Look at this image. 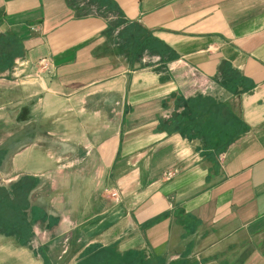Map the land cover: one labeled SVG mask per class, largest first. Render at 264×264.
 <instances>
[{"label":"crops","instance_id":"1","mask_svg":"<svg viewBox=\"0 0 264 264\" xmlns=\"http://www.w3.org/2000/svg\"><path fill=\"white\" fill-rule=\"evenodd\" d=\"M101 1L0 0L18 55L0 98H38L53 128V152L12 157L40 180L32 207H63L53 237L75 264L90 248L264 264V0ZM127 24L145 31L139 54L120 51Z\"/></svg>","mask_w":264,"mask_h":264},{"label":"rangeland","instance_id":"2","mask_svg":"<svg viewBox=\"0 0 264 264\" xmlns=\"http://www.w3.org/2000/svg\"><path fill=\"white\" fill-rule=\"evenodd\" d=\"M16 94L10 96V98H0V217L9 216L12 203L18 204L20 207L25 206V197H27V203L30 205L28 211V218L30 220V234L31 238L27 242V246L21 247L17 240L11 239V236H0V263L1 264H43L48 262L50 264H75L76 254L63 253L64 246L68 243L63 239L55 238L54 235L58 233V211H62L63 207H59L58 203H55L54 199L52 203L54 210L56 211L53 216L49 217L42 210L36 212V207H32L31 203H37L36 188L40 185L39 179L31 181L24 179L27 176H18L13 172V159L15 153L20 152L24 147L34 143L33 146L48 147L49 152H53L54 143L52 142V126L47 110L44 105L40 103L38 98L37 102H27V109H20L23 104L19 103V99ZM10 101V104L7 102ZM49 135H48V134ZM28 142V143H27ZM31 144V145H32ZM30 166H33L32 160L28 161ZM18 176V177H17ZM19 184L27 189H32L24 196L23 192H10V196H6L3 192V188L7 189L11 184ZM17 184V186H18ZM42 187V186H41ZM50 189L47 188L46 193ZM46 208L47 203L39 198ZM59 214V213H58ZM52 218V219H50ZM3 219V218H2ZM55 226V227H54ZM62 226L67 228L64 224ZM53 228V229H51ZM13 232H18V228ZM6 238V239H5ZM70 242V241H68ZM73 243V242H72ZM21 248V249H20ZM24 248V249H22ZM49 250L48 256L44 250ZM19 250L18 252H16ZM18 253V254H17ZM34 255L31 256V254ZM20 254V255H19ZM46 255V256H45ZM19 256V257H18ZM149 256L145 253L143 262L148 264H154L153 261L148 260ZM147 261V262H146ZM150 262V263H149Z\"/></svg>","mask_w":264,"mask_h":264},{"label":"trees","instance_id":"3","mask_svg":"<svg viewBox=\"0 0 264 264\" xmlns=\"http://www.w3.org/2000/svg\"><path fill=\"white\" fill-rule=\"evenodd\" d=\"M93 1L97 2L100 6L103 5V2L101 0ZM105 7L108 8L109 11L114 10L110 2H107ZM120 25V22L111 23L107 31L112 32L114 28H117ZM118 36L123 41L122 48L120 49V51L126 52L127 50H129V48L135 47L136 51L137 49H139V54L144 49V47L146 48L147 46L142 45L146 41H142V38L145 36V31L141 27L139 28L137 25H125L122 30L119 31ZM0 44L7 45V51L3 53L2 58H0V73H3L5 70L11 69L14 64V60L18 57V55L17 49L15 48V44L13 42L11 43L9 40H7V38H0ZM173 124L174 126L177 125L179 127V124H177L176 122H174ZM231 139L232 138H230L226 143V140H222V146L225 144L227 145ZM0 153L3 154L2 152ZM24 179L34 181V179L30 176H27ZM17 184L13 183L7 189L3 188V192L6 194V196H10V192H14L15 190L16 192L21 191L20 194H22V192L23 194H27L28 192L30 193V191H32V189H27L24 184H22V186H20L19 184L17 186ZM26 190H28V192H25ZM25 194L24 196H26ZM27 197L28 196L25 197V206L20 207L18 204L12 203L10 215L8 217H2L3 219L0 217V235L5 237L11 236L15 238L21 247L27 246L28 244L25 241H28L31 238V223L30 220L26 218L28 217V211L30 208V205L27 203ZM15 228H18L20 233H18L17 231L13 232L15 231ZM84 255L86 257V261L82 264H148L145 263V261L143 262V257L145 255L144 252H129L127 254H120L116 250L111 249L95 253L93 252V249L90 248V250H88ZM147 259L153 261L154 264H167L154 257H149Z\"/></svg>","mask_w":264,"mask_h":264},{"label":"built area","instance_id":"4","mask_svg":"<svg viewBox=\"0 0 264 264\" xmlns=\"http://www.w3.org/2000/svg\"><path fill=\"white\" fill-rule=\"evenodd\" d=\"M41 69L48 71L47 64L45 61L41 62ZM168 176H171V174H168ZM105 192L107 193V195H109L110 198H116L118 196V193L115 189H107L105 190Z\"/></svg>","mask_w":264,"mask_h":264}]
</instances>
